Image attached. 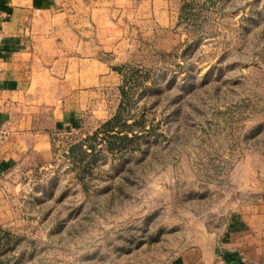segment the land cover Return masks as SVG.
<instances>
[{
    "label": "rangeland",
    "instance_id": "374dc122",
    "mask_svg": "<svg viewBox=\"0 0 264 264\" xmlns=\"http://www.w3.org/2000/svg\"><path fill=\"white\" fill-rule=\"evenodd\" d=\"M183 19L118 66L109 115L1 177L0 264H176L264 205V0H186Z\"/></svg>",
    "mask_w": 264,
    "mask_h": 264
},
{
    "label": "crops",
    "instance_id": "0c3cea01",
    "mask_svg": "<svg viewBox=\"0 0 264 264\" xmlns=\"http://www.w3.org/2000/svg\"><path fill=\"white\" fill-rule=\"evenodd\" d=\"M186 0H0V179L53 158V131L111 111L118 66L178 40ZM4 188L0 187V192ZM202 235L176 264H264V205Z\"/></svg>",
    "mask_w": 264,
    "mask_h": 264
},
{
    "label": "built area",
    "instance_id": "2783aa9c",
    "mask_svg": "<svg viewBox=\"0 0 264 264\" xmlns=\"http://www.w3.org/2000/svg\"><path fill=\"white\" fill-rule=\"evenodd\" d=\"M1 38H2V37H1V33H0V39H1ZM225 256H226L225 253H224L223 255H221V263H222V264H229V263L226 261Z\"/></svg>",
    "mask_w": 264,
    "mask_h": 264
}]
</instances>
